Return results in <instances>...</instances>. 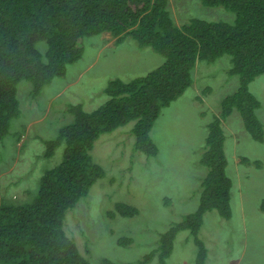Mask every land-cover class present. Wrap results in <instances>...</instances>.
<instances>
[{
	"label": "trees",
	"instance_id": "trees-1",
	"mask_svg": "<svg viewBox=\"0 0 264 264\" xmlns=\"http://www.w3.org/2000/svg\"><path fill=\"white\" fill-rule=\"evenodd\" d=\"M197 1L230 12L234 20L224 23L191 18L177 25L169 11V0H0L2 142L22 136V132L12 131L20 115L18 85L29 82L33 95L40 94L55 78L65 76L68 65L81 59L87 37L108 33L116 45L132 38L140 48L149 47L164 58L144 76L129 82L110 81L107 103L91 113L81 107L69 110L75 121L61 129L55 140H41L46 146L45 158H51L64 145L63 159L44 172L30 202L0 198V264H90L85 252L91 251L81 249L74 232H67L69 219L65 217L105 175L90 154L95 141L133 123L135 151L148 158L156 156L150 131L161 111L193 85L192 71L199 61L215 64L225 59L230 63L227 73L238 76L240 86L223 99L220 118L209 125L200 159L206 175L200 179L198 209L169 224L173 234L165 233L161 239L160 247L165 248L159 264H165L172 252L175 233L188 231L196 237L207 212L216 211L221 218L231 219L233 184L226 172L220 119L236 110L248 134L257 142L264 140V127L257 117L261 104L249 91L251 82L264 74V0ZM41 43L46 46L43 52ZM115 209L118 213L109 212L110 218H133L139 213L127 203H117ZM121 236L118 247L133 244L129 233ZM195 241L198 264H206L205 246L201 240ZM152 255L138 257L132 264H147ZM101 264L115 263L102 258Z\"/></svg>",
	"mask_w": 264,
	"mask_h": 264
},
{
	"label": "rangeland",
	"instance_id": "rangeland-1",
	"mask_svg": "<svg viewBox=\"0 0 264 264\" xmlns=\"http://www.w3.org/2000/svg\"><path fill=\"white\" fill-rule=\"evenodd\" d=\"M169 11L181 26L191 18L224 23L234 20L230 12L205 7L197 0H169ZM115 41L108 33L87 37L81 59L68 65L65 76L55 78L36 96L29 82L18 85L20 115L12 131L27 126L21 138L0 141L3 201L30 202L44 172L61 163L64 145L45 158L46 146L41 140H55L61 129L75 121L69 110H98L110 99L106 92L110 81L129 82L164 62L161 55L149 47L140 48L132 38L120 45ZM45 47L41 43V52ZM228 66L225 59L215 64L197 62L193 85L161 111L150 131L156 156L148 158L135 151L133 123L95 141L90 154L105 175L65 217L69 219L67 232H74L81 249L91 251L85 252L90 264H101L102 258L132 264L149 254L153 255L147 264H159L160 239L165 233L173 234L169 224L197 211L200 179L206 175L200 159L209 125L221 114L223 99L240 86L239 77L227 73ZM249 91L261 104L257 117L264 127V74L251 82ZM236 112L222 122L226 172L233 184L232 217L225 220L216 211L207 212L196 237L188 231L176 232L165 264H198L194 239L205 246L206 264H264V140L255 141ZM84 200V205L80 204ZM117 203H127L139 213L133 218H110L108 213L117 212ZM125 233L130 234L133 244L118 247Z\"/></svg>",
	"mask_w": 264,
	"mask_h": 264
},
{
	"label": "clouds",
	"instance_id": "clouds-1",
	"mask_svg": "<svg viewBox=\"0 0 264 264\" xmlns=\"http://www.w3.org/2000/svg\"><path fill=\"white\" fill-rule=\"evenodd\" d=\"M228 97V96H227ZM226 98V97H225ZM222 103V102H221ZM221 107V106H220ZM20 109V108H19ZM234 111H236V110H234ZM234 111H232V112H234ZM232 112L226 117V118H224V119H220V121L221 122H223L224 120H226L231 114H232ZM237 113V112H236ZM239 114V113H238ZM240 115V114H239ZM19 117V116H18ZM218 118H220V115L219 116H217ZM240 117H241V115H240ZM18 119V118H17ZM241 120H242V117H241ZM27 126V125H26ZM26 126L25 127H23V128H20V129H17V131L18 132H22L25 128H26ZM38 190V189H37ZM83 199H85V197H82V198H80L79 200H78V202H80L81 200H83ZM84 203H85V200L84 201H82L80 204H83L84 205ZM79 204V205H80ZM114 213H118V211L117 212H114ZM163 237V236H162ZM162 237H161V239H162ZM161 239H160V243H161ZM196 239H194V243L196 244V241H195ZM200 240V239H199ZM161 246V245H160ZM196 246H197V244H196ZM164 248L165 247H163V249H162V247H160V254H161V252L164 250ZM197 249H198V252H199V248H198V246H197ZM161 257V256H160ZM160 261V260H159Z\"/></svg>",
	"mask_w": 264,
	"mask_h": 264
}]
</instances>
